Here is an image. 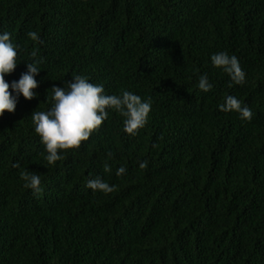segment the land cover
<instances>
[{
	"label": "trees",
	"instance_id": "1",
	"mask_svg": "<svg viewBox=\"0 0 264 264\" xmlns=\"http://www.w3.org/2000/svg\"><path fill=\"white\" fill-rule=\"evenodd\" d=\"M4 32L18 51L6 81L35 60L41 71L37 95L0 116V264H264V0H0ZM219 52L243 84L212 64ZM76 75L151 111L129 135L107 109L50 165L32 114ZM227 96L251 121L219 109ZM21 171L40 176L39 194ZM96 177L115 190L88 188Z\"/></svg>",
	"mask_w": 264,
	"mask_h": 264
},
{
	"label": "clouds",
	"instance_id": "2",
	"mask_svg": "<svg viewBox=\"0 0 264 264\" xmlns=\"http://www.w3.org/2000/svg\"><path fill=\"white\" fill-rule=\"evenodd\" d=\"M28 38L33 42H41L35 31L27 33ZM32 57L37 56L33 50ZM18 51L17 46L11 41L9 33L0 34V116L6 111L14 112L17 105V97L22 94L26 100H32L37 93L34 89L38 84L35 76L41 71L38 65L41 63L35 60L27 63V72L23 73L18 81L11 84L6 81L5 76L12 73L17 67ZM212 64L223 69L230 79L237 85L245 82V72L242 70L236 56H229L226 52H219L211 56ZM199 88L208 92L212 85L208 82L207 75L199 78ZM13 92L17 96H13ZM53 106L46 111H35L32 120L35 125V132L45 146L48 164H55L63 159L59 154L62 150L68 151L78 149L81 144L87 141L91 134L98 130L108 118L107 109H113L124 119V131L129 135H135L139 129L147 123L151 111V98L142 100L139 95L129 91H123L121 95H106L102 85H96L82 75H76L67 88H52ZM224 112H238L243 120L251 121L253 113L247 106H242L241 101L233 96H227L225 103L219 106ZM111 157V153L108 154ZM148 162L140 163V169L147 168ZM19 167V164L14 165ZM104 171L110 172L111 168L105 164ZM126 169L120 167L116 175L125 174ZM21 179L26 181L25 187L31 188L35 193L42 191L41 178L39 175L21 171ZM87 187L93 191H101L105 194L115 190L100 177L90 179Z\"/></svg>",
	"mask_w": 264,
	"mask_h": 264
}]
</instances>
